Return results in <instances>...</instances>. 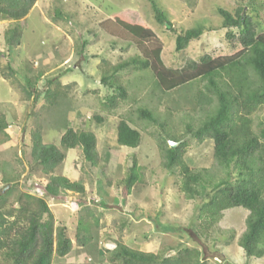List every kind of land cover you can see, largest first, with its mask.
<instances>
[{
  "label": "rangeland",
  "instance_id": "rangeland-1",
  "mask_svg": "<svg viewBox=\"0 0 264 264\" xmlns=\"http://www.w3.org/2000/svg\"><path fill=\"white\" fill-rule=\"evenodd\" d=\"M154 1L170 28L156 21L149 0H37L18 23L0 22V112L10 125L6 131L9 140H0V189L1 172L18 175L19 189L43 198L53 214L54 226L66 229L72 250L64 258H56L53 264H111L118 243L162 258L192 249L199 251L200 259L207 264H264V257L246 259L239 248L246 228V211L231 209L216 222L201 226L198 213L205 200H186L180 191V168H175L174 173L165 169L164 146L160 145L162 141L169 145V137L187 144L182 162L189 169L203 171L213 181L228 178L233 183L239 178V170L233 165L225 169L218 164L211 139L200 142L188 132L187 127L195 131L218 106L207 80L197 79L164 93L156 85L158 66L152 55L161 45L164 66L181 73L192 71L191 64L204 55L231 57L241 47L225 38L217 9L232 15L238 8L245 14L251 13L260 33L264 31V0ZM123 11H130L134 22L145 23L156 38L139 45L129 38L113 36L114 28L108 21ZM16 25L22 31L21 44L8 48L4 35ZM202 27L210 32L190 42L186 50L175 52V33L171 29L179 33ZM131 59L148 61L149 68L129 65L115 76V84L124 88L126 98L107 112L103 103L114 94V89L102 86L100 80L103 75H111L113 66ZM7 65L15 73V82L1 75L3 70L8 73ZM249 77L258 83L251 71ZM27 78L30 85L26 84ZM56 79L68 86L58 107L59 116L61 112L68 114L67 119H57L55 113L47 110L44 91L47 81ZM226 81V76L218 78L220 83ZM17 85H26V90L33 92L32 98L26 100ZM142 110L152 113L158 123L164 124L163 129L141 117ZM243 116L245 111L239 109L234 117L236 126ZM96 117L102 122L98 123ZM57 120H66L68 127L76 130L83 126L95 134L97 152L110 185L101 178V169L91 170L92 177L84 174L79 151L62 149L65 160L55 173L81 183L84 193L66 192L51 197L43 190L47 179L39 172L32 175L27 186L30 131L40 125L43 143L58 146L64 129L57 127ZM121 120L140 132L141 141L136 149L117 145L116 128ZM249 120L251 136H255L259 125H264V104L252 112ZM258 150L254 170L257 175H264V140ZM133 160L140 166L139 181L125 196L121 181ZM79 222L88 226L87 236L91 239L86 247L75 243Z\"/></svg>",
  "mask_w": 264,
  "mask_h": 264
},
{
  "label": "trees",
  "instance_id": "trees-1",
  "mask_svg": "<svg viewBox=\"0 0 264 264\" xmlns=\"http://www.w3.org/2000/svg\"><path fill=\"white\" fill-rule=\"evenodd\" d=\"M149 1L156 21L161 25L168 24L171 27L155 1ZM36 2L37 0H0V22L18 23L26 18ZM217 11L222 18L220 29L226 31L225 38L238 43L241 50L231 57L212 58L210 55H204L197 63L191 64L194 67L192 71L181 73L177 69L164 66L160 58L162 51L160 45L152 53L158 66L155 79L156 85L164 93L197 79L207 80L208 88L217 97L218 106L195 131L187 127L188 132L200 142L204 139H211L214 144L213 155L218 164L225 169L233 165L239 170V178L233 183L228 178L213 181L211 176L205 175L203 171L189 169L182 162L187 144L177 138L168 137L172 142L178 143L176 148L171 149L167 141H162L163 145H160V148L164 146L165 169L174 173L175 168H180V191L184 198L205 200L198 213L201 226L216 222L223 212L231 209H243L247 212L246 228L238 245L246 259L260 260L264 257V175L255 173L254 163L255 153L261 147V140H264V125H259L257 135L251 136L249 116L258 106L264 104V32L257 33L253 23L255 19L253 21L251 13L245 14L241 8H238L233 15L223 9H217ZM61 15L57 17L62 18ZM129 15L130 11H123L110 17L108 22L113 25V36L129 38L139 45L156 38L145 23L134 22ZM171 31L175 33L174 50L177 53L186 50L190 42L210 32L209 29L205 30L203 27L179 33L173 29ZM21 38L22 31L16 25L6 31L4 42L8 48H16L21 44ZM129 65L139 66L141 69L149 68L148 61L131 59L129 62L113 66L111 75H103L100 84L108 89H114V94L106 97L103 103V108L107 112L114 110L119 102L126 98L124 88L115 84V76ZM6 70L8 73L3 70L2 77L15 82L14 71L8 65ZM250 71L258 83L250 80ZM40 75L41 73L37 75L36 80L40 78ZM223 76H226L227 81L218 82V78L221 79ZM30 83V79L27 78L26 84L30 85ZM17 86L23 91L26 100L32 98L33 92H28L26 85ZM67 89L68 86L62 85L57 79L47 81L44 99L47 110L49 109L50 114L55 113L57 119L68 117V114L64 116L62 112L59 116L60 110L58 111L59 104L65 99ZM239 109L245 111V116L238 118L240 125L236 126L234 117ZM139 113L141 117L163 129L164 124L158 123L152 113L147 110ZM96 119L98 123L102 122L99 117ZM57 127L64 129L58 146L43 143L40 125L30 131L27 186H29L28 182L31 181L32 175L39 172L47 179L43 190L51 197H59L66 192L84 193V186L81 183L70 181L67 177L55 173L65 160V153L61 151L62 149L79 151L82 170L85 169L84 174L92 177L93 171L91 170L101 169V178L110 185V180L105 176V169L101 165L97 152L95 134L83 126L78 130L68 127L66 120L62 123L57 120ZM8 128L10 125L6 116L0 112V140H9V135L6 133ZM140 141L141 135L138 130L124 120L118 123L117 145L136 149ZM139 175L140 166L137 165L136 160H133L128 168V174L121 181L125 196L131 194L133 187L139 181ZM1 183L3 187L0 189V264H53L56 258L66 257L72 250V242L66 236L64 227L54 226L53 214L45 200L21 191L18 185V175L7 176V173L3 171L1 172ZM101 184L99 183L100 187ZM15 205H17L16 208ZM95 224L97 225V221ZM77 231L79 234L76 237V245L86 247L91 239L87 236L88 226L79 222ZM83 233L85 235H81ZM110 262L111 264H207L200 259V253L197 250L184 249L174 257L162 258L158 254L133 250L121 243L117 244V250L110 258Z\"/></svg>",
  "mask_w": 264,
  "mask_h": 264
},
{
  "label": "water",
  "instance_id": "water-1",
  "mask_svg": "<svg viewBox=\"0 0 264 264\" xmlns=\"http://www.w3.org/2000/svg\"><path fill=\"white\" fill-rule=\"evenodd\" d=\"M167 27L170 28L169 26H167ZM176 146H177V143L169 142V147H170L171 149L176 148Z\"/></svg>",
  "mask_w": 264,
  "mask_h": 264
},
{
  "label": "clouds",
  "instance_id": "clouds-1",
  "mask_svg": "<svg viewBox=\"0 0 264 264\" xmlns=\"http://www.w3.org/2000/svg\"><path fill=\"white\" fill-rule=\"evenodd\" d=\"M264 32V31H263ZM260 33H262V32H260Z\"/></svg>",
  "mask_w": 264,
  "mask_h": 264
},
{
  "label": "bare ground",
  "instance_id": "bare-ground-1",
  "mask_svg": "<svg viewBox=\"0 0 264 264\" xmlns=\"http://www.w3.org/2000/svg\"><path fill=\"white\" fill-rule=\"evenodd\" d=\"M98 141V140H97Z\"/></svg>",
  "mask_w": 264,
  "mask_h": 264
}]
</instances>
